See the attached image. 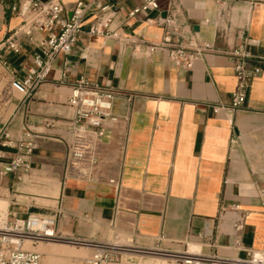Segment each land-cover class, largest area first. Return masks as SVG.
Segmentation results:
<instances>
[{"label": "crops", "instance_id": "1", "mask_svg": "<svg viewBox=\"0 0 264 264\" xmlns=\"http://www.w3.org/2000/svg\"><path fill=\"white\" fill-rule=\"evenodd\" d=\"M77 1L63 0L64 15ZM145 1L109 0L116 9L110 28L129 41L87 34L94 19L86 17L71 52L56 56L45 82L29 99L22 101L20 91L8 85L0 130L6 128L10 143L29 134L34 148L26 172L0 173L5 197L0 198V212L8 210L15 218L55 215L56 230L64 237L117 242L132 253L131 249L187 248L244 257L245 249L261 251L264 0H157V9L128 16ZM18 2L0 0V42L20 24L10 10ZM169 15L181 42L208 43L214 50L195 60L189 70L141 43L161 40L165 31L158 22ZM241 33L248 39V51L258 57L249 65L259 66L261 72L251 80L242 108L215 111V105L229 104L235 78L232 59L225 53ZM20 43L17 53L0 50V78L7 83L22 79L33 65L37 49L24 39ZM79 79L121 92L112 112L127 118L106 128L97 148L96 181L90 184L63 176L73 118L66 100L70 85ZM0 151V163L15 153L13 147L2 145ZM118 176L116 191L108 180ZM236 205L239 211L233 210ZM239 220L242 228L236 232ZM51 245L40 247L41 259L56 257L53 252L60 244ZM89 253L88 247L74 246V264H83Z\"/></svg>", "mask_w": 264, "mask_h": 264}, {"label": "built area", "instance_id": "2", "mask_svg": "<svg viewBox=\"0 0 264 264\" xmlns=\"http://www.w3.org/2000/svg\"><path fill=\"white\" fill-rule=\"evenodd\" d=\"M220 3H233L239 0H216ZM148 9H157V0H146L144 4L133 9L128 16ZM11 12L20 19V24L12 33L0 42V50L17 53L21 39L33 44L37 49L33 56V65L27 69L22 79H11L9 86L18 89L22 101L29 99L34 91L45 82L51 65L58 54L67 55L74 47L86 17H93L87 34L112 39L118 43L129 41L120 33L112 30L110 24L116 9L109 0L77 1L69 15H64L63 0H19L12 4ZM164 28L161 40L148 43L141 41L149 52H163L168 61L189 70L195 60L204 54L214 52L208 43L185 44L180 41L179 28L175 19L169 15L159 21ZM38 35L39 37H36ZM36 37V38H35ZM232 59L234 88L228 105H215V111H236L245 105L250 82L257 77L261 68L250 66L251 59H258L248 51V39L244 33L238 37L235 45L225 53ZM1 60V58H0ZM60 83L65 82L61 74ZM122 93L113 88L101 87L83 79L70 85L67 105L73 109V118L69 124V141L66 145L64 161V178L86 184L96 181L98 165L97 148L108 126L125 123V116L112 112V103ZM129 99V97H126ZM0 145L15 149L13 157L0 163L2 175L18 176L29 168V157L34 148V141L24 133L14 143H10L6 128L0 130ZM3 157L0 151V159ZM116 191L120 188V177L108 180ZM260 206L264 211V187L258 192ZM234 211H239L236 205ZM11 217V219H8ZM242 221L234 225L239 232ZM40 243H63L77 247H88L90 254L83 259V264H118L121 253L128 248L121 245L104 244L83 239H71L62 236L56 230V216L29 214L25 218H15L10 212L0 227V264H41V253L34 250ZM25 244L30 248H25ZM210 246H213L211 243ZM236 249L239 244L236 243ZM135 253L150 254L163 258L165 264H264V245L261 251L245 249L244 257L220 256L215 253L205 254L184 250H142L131 249Z\"/></svg>", "mask_w": 264, "mask_h": 264}, {"label": "rangeland", "instance_id": "3", "mask_svg": "<svg viewBox=\"0 0 264 264\" xmlns=\"http://www.w3.org/2000/svg\"><path fill=\"white\" fill-rule=\"evenodd\" d=\"M8 83L5 82V79L0 78V110L5 103V91L8 89ZM4 192L0 190V198H5L3 195ZM117 243V242H116ZM121 244H126L125 242H118ZM53 243H40L37 245V248L34 250L41 253L40 247L48 246L53 247L51 245ZM68 246H61L57 247L53 253L56 254L55 258H42L41 264H74V247L72 245L67 244ZM25 248H30L25 244ZM90 254V253H89ZM89 254H86L83 256V258H86L89 256ZM152 256L150 254H141V253H132V252H124L120 255V260L118 264H123L127 262L128 264H165L163 261L160 262V258L156 257H149Z\"/></svg>", "mask_w": 264, "mask_h": 264}, {"label": "bare ground", "instance_id": "4", "mask_svg": "<svg viewBox=\"0 0 264 264\" xmlns=\"http://www.w3.org/2000/svg\"><path fill=\"white\" fill-rule=\"evenodd\" d=\"M6 213H7V211H1V212H0V227H1L2 223H3V221L5 220ZM53 244H61V245H64L63 243H53ZM66 245H67V244H66ZM114 245H117V244H114ZM73 247H74V246H73ZM149 257L160 258V259H161L160 262H161V261L164 262L163 258H161V257H157V256H154V255L149 256ZM164 263H165V262H164ZM123 264H128V263L125 262V263H123Z\"/></svg>", "mask_w": 264, "mask_h": 264}]
</instances>
